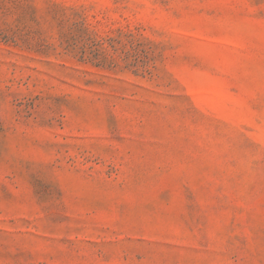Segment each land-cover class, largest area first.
Listing matches in <instances>:
<instances>
[{
  "label": "rangeland",
  "instance_id": "rangeland-1",
  "mask_svg": "<svg viewBox=\"0 0 264 264\" xmlns=\"http://www.w3.org/2000/svg\"><path fill=\"white\" fill-rule=\"evenodd\" d=\"M0 264H264V0H0Z\"/></svg>",
  "mask_w": 264,
  "mask_h": 264
}]
</instances>
